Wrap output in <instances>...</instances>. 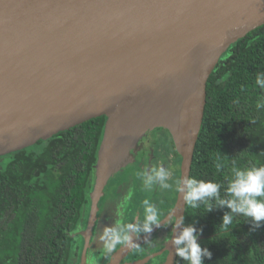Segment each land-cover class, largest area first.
I'll list each match as a JSON object with an SVG mask.
<instances>
[{
	"label": "water",
	"instance_id": "obj_1",
	"mask_svg": "<svg viewBox=\"0 0 264 264\" xmlns=\"http://www.w3.org/2000/svg\"><path fill=\"white\" fill-rule=\"evenodd\" d=\"M262 26L264 0H0V158L106 118L79 264L111 178L139 161L138 145L160 128L182 158L184 191L160 226L133 242L172 218V238L181 234L208 81L228 49ZM166 250L165 264H176L171 241Z\"/></svg>",
	"mask_w": 264,
	"mask_h": 264
},
{
	"label": "trees",
	"instance_id": "obj_2",
	"mask_svg": "<svg viewBox=\"0 0 264 264\" xmlns=\"http://www.w3.org/2000/svg\"><path fill=\"white\" fill-rule=\"evenodd\" d=\"M261 72L264 26L228 49L207 84L190 181H211L220 189L197 208L187 202L183 222L211 252L203 264H264V222L257 226L219 202L232 199L227 188L236 171L264 166V107H256L264 103V89L255 83ZM105 123L97 118L0 158L7 162L0 167V264H78L82 237L75 233L89 214ZM158 130L168 134L171 158L180 167L171 135ZM225 215L233 217L226 233ZM176 264L188 262L178 257Z\"/></svg>",
	"mask_w": 264,
	"mask_h": 264
},
{
	"label": "clouds",
	"instance_id": "obj_3",
	"mask_svg": "<svg viewBox=\"0 0 264 264\" xmlns=\"http://www.w3.org/2000/svg\"><path fill=\"white\" fill-rule=\"evenodd\" d=\"M256 85L264 89V72L258 73L255 80ZM257 109L264 107V103L258 102ZM219 167V166H218ZM170 173L164 167L153 168L152 174L147 175L143 183L146 188H151L154 182L159 181L161 187L170 188L166 183ZM188 192L185 200L192 208L199 207L198 202L206 201L207 198L217 196L220 185L211 181L193 179L188 182ZM180 180L177 179L175 192H182ZM228 194L232 197L230 200H220L221 204H227L233 213H241L245 217L251 218L259 226L264 222V166H253L245 171H236L235 178L230 180ZM131 199V197H129ZM144 206V220L140 224L124 221L112 228H106L102 237L104 241V250L107 254L113 253L120 246H127L140 250L132 240V234L139 237L141 232L151 233L154 227H159L163 219L156 207L148 199L142 201ZM128 208H126L127 211ZM211 211V206L207 208ZM171 210H169L170 212ZM233 223L231 215H225L223 218L225 233L227 227ZM194 227H186L178 237H173L171 243L176 247V254L179 258L187 261L188 264H203V258L211 259V252L202 248L197 243V237L194 235Z\"/></svg>",
	"mask_w": 264,
	"mask_h": 264
},
{
	"label": "flooded vegetation",
	"instance_id": "obj_4",
	"mask_svg": "<svg viewBox=\"0 0 264 264\" xmlns=\"http://www.w3.org/2000/svg\"><path fill=\"white\" fill-rule=\"evenodd\" d=\"M159 131L158 129L153 131L150 135V140H142L144 144L138 153L139 161L137 163L129 164L123 171L118 172L111 178L106 193L101 200V210L99 212L98 222L94 228V237L92 239L91 249L88 253L87 264H99L100 262L101 264H107L110 262L112 254L121 247H124H118L111 254L105 252L102 237L106 228L115 227L117 224L123 223L124 221L140 224L142 226L144 220V206L142 201L148 199L152 204L153 201L151 199H154L155 191L159 189L156 185L157 181L153 183L151 188H146L143 183L146 176L152 174V169L157 168L158 159H156L154 155V150L157 141H160L156 134ZM170 159L174 162L171 157ZM129 197H131V199H129ZM126 208H128L127 211ZM173 208L174 207L170 208V210L172 211ZM158 212L163 217L162 221L170 213L169 211L164 213L162 209ZM88 217L89 214L83 229L77 231L75 235H80L84 230L88 223ZM82 220L83 217L78 227L82 224ZM174 227L175 219L172 218L160 227L146 243L140 245L139 251L134 248L129 255L122 260L121 264L143 261L147 257L152 258H150L146 264H165L169 256V252L166 249L172 239ZM146 234L147 233L141 232L139 237H137L136 234H132V239L140 240Z\"/></svg>",
	"mask_w": 264,
	"mask_h": 264
},
{
	"label": "rangeland",
	"instance_id": "obj_5",
	"mask_svg": "<svg viewBox=\"0 0 264 264\" xmlns=\"http://www.w3.org/2000/svg\"><path fill=\"white\" fill-rule=\"evenodd\" d=\"M156 134L159 137L160 141H157L156 148L154 150V155L156 159H158L157 166H155L157 168L162 166L166 171L170 173L166 183L169 184L171 187L163 188L161 187V183L157 181L156 185L159 189L155 191V197L151 200L153 201L152 204L156 207L158 211L162 209V212L166 213V211H169L170 208L174 207L175 205L178 194V192H175V188L177 184V179H180L181 172L179 165L175 162H172L170 159L171 152L169 148L168 134L163 131H159ZM5 161L0 160V167H5L7 163Z\"/></svg>",
	"mask_w": 264,
	"mask_h": 264
},
{
	"label": "bare ground",
	"instance_id": "obj_6",
	"mask_svg": "<svg viewBox=\"0 0 264 264\" xmlns=\"http://www.w3.org/2000/svg\"><path fill=\"white\" fill-rule=\"evenodd\" d=\"M143 144H144V141H142V143L140 142V144L138 145V148L140 149H142V147H143ZM146 146V145H145ZM133 237V236H132ZM133 240V239H132Z\"/></svg>",
	"mask_w": 264,
	"mask_h": 264
}]
</instances>
